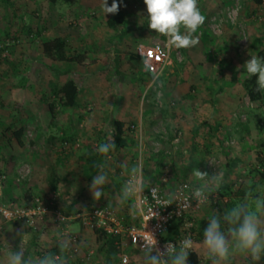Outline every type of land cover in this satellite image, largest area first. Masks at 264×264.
<instances>
[{
    "label": "rangeland",
    "instance_id": "374dc122",
    "mask_svg": "<svg viewBox=\"0 0 264 264\" xmlns=\"http://www.w3.org/2000/svg\"><path fill=\"white\" fill-rule=\"evenodd\" d=\"M102 2L0 0V134L10 124L24 127L21 144L0 137L2 156H20L16 190L33 182L29 199L51 200L62 215L108 206L123 218L118 197L128 174L121 165L142 164L146 184L167 191L202 183L193 174L197 168L221 174L220 187L244 190L236 204L249 191L264 196V180L253 171L264 157V99L251 102L243 87L245 62L264 53V43L254 42L264 39V0H198L205 16L195 33L199 44L171 50L167 37L149 29L143 0H115V14H105ZM54 37L94 51L95 62L52 63L67 75L48 70L41 43ZM116 57L127 76L115 74ZM67 79L79 87L78 106L51 116L44 101L52 85ZM111 118L124 123L128 147L99 162L108 180L96 200L89 186L101 169L90 166L97 147L110 139ZM127 159L130 164L122 161ZM218 198L217 190L207 208L213 210ZM100 246L93 239L86 245L94 252L90 264H99Z\"/></svg>",
    "mask_w": 264,
    "mask_h": 264
},
{
    "label": "clouds",
    "instance_id": "9594fccd",
    "mask_svg": "<svg viewBox=\"0 0 264 264\" xmlns=\"http://www.w3.org/2000/svg\"><path fill=\"white\" fill-rule=\"evenodd\" d=\"M143 2L146 5L145 18L149 29L167 37L166 44L169 50L191 48L199 44V37L195 33L204 24L205 16L200 11L198 0H143ZM102 10L105 14H115L119 10L118 4L113 0L111 6H108L107 0H103ZM244 68L249 78H256V91L264 92V57L251 55ZM152 76L154 80L158 79L159 72L153 71ZM115 147L114 139H109L100 144L97 151L107 156ZM96 167L101 170L93 177L89 187L94 199L99 200L108 177L103 171L102 164ZM121 167L127 172L128 179L118 200L124 202L136 197L137 203L132 206L131 214L133 218L143 216L145 211L142 196L144 189L148 187L144 180L143 166L137 164L128 169L122 164ZM193 174L202 183L192 189L190 198L178 203L182 210L191 207L193 199L197 201V205L207 203L210 195L217 191L223 182L222 175L217 172L209 175L195 168ZM155 191L156 189L152 188L153 195ZM174 200L175 197L165 202L164 206L172 204ZM57 235L58 252H48L41 257L26 256L28 234L21 229L17 233L20 240L18 247L15 250L9 249L0 264H69L67 253L72 249L70 234L65 232ZM139 238L141 241L138 245L141 253L139 264H188L190 251H195L197 247L210 264H230V258L237 254L249 258L252 264H255L264 256V196H254L249 191L243 200L226 209L222 215H211L203 229V240L199 246L185 236L180 240L178 247L172 243L160 247L154 233L145 229ZM135 242L137 243V239Z\"/></svg>",
    "mask_w": 264,
    "mask_h": 264
},
{
    "label": "built area",
    "instance_id": "2783aa9c",
    "mask_svg": "<svg viewBox=\"0 0 264 264\" xmlns=\"http://www.w3.org/2000/svg\"><path fill=\"white\" fill-rule=\"evenodd\" d=\"M167 173L168 172L165 171L162 175V181L164 182L169 179ZM3 179H5V177H3ZM127 179L128 177L126 180ZM16 180L18 181V179ZM152 188L156 189L154 195L152 194ZM191 192L192 190L189 189L188 185L185 183H178L169 191L164 190L163 187H159V185L156 184L149 185L144 189L142 196L145 215L139 217L138 224L131 225H125L117 213L108 206H98L88 211L78 212L72 216H66L62 215L56 208L50 209L47 202L39 196L33 197L28 204L16 205L14 202L4 201L1 192L0 217L4 222L21 221L26 225L28 222L27 226L31 228H35V222L37 220H46L49 215H51L52 221L58 225L64 221L74 219L77 220L81 226L89 228L92 231L100 230L108 236L118 237L120 240L125 241L126 244L139 251L140 248L138 245L141 242L139 235L145 229V231H151L154 233L160 247H163L167 243L175 244L178 247L180 240L185 236L191 238L189 233L182 236H176L172 239H163V234L170 221L175 217L187 216L200 210L202 204L197 205V201L194 199L191 200V207H188L185 210L180 208L178 203L186 198H190ZM173 197H175L174 202L164 206V203L172 200ZM213 197H215V195H213ZM20 214L23 216H18ZM65 232L70 234L72 249L67 255L69 257V264H73L74 258L78 256L80 257L79 240L77 235L61 228V234ZM136 239L137 243L135 242ZM117 248L121 250L120 263L128 264L129 254L122 250V245L118 242ZM91 255L92 252H87L86 255L81 256V263L89 264Z\"/></svg>",
    "mask_w": 264,
    "mask_h": 264
},
{
    "label": "crops",
    "instance_id": "0c3cea01",
    "mask_svg": "<svg viewBox=\"0 0 264 264\" xmlns=\"http://www.w3.org/2000/svg\"><path fill=\"white\" fill-rule=\"evenodd\" d=\"M123 34L124 33L122 31L120 35H116V37L122 38ZM116 41H119V39ZM116 60H119L118 57L115 58V61ZM117 119L122 121L119 118ZM126 146L128 147V144H126ZM112 152L107 157L110 158ZM19 158L20 156L18 155L15 156L14 154L13 155L11 154L8 157L7 156L4 157L0 153V175H1L0 192L2 191L1 193L3 194L4 201L13 202V201L20 200L22 202L20 201L19 202L22 204L23 202L26 203V201L29 200L28 199L30 197L29 193L31 192L30 189L33 185V182L29 183V188L28 186L25 189L23 188L22 190L23 192L16 190L17 184L14 183V180H15L14 167H15L16 160H19ZM134 158H135V154H134ZM93 161L94 162H92V164L94 165L97 164L95 157L93 158ZM122 161H124L126 164H130V162H128V159L122 160ZM134 162H135V159H134ZM197 163L198 161H196L195 164ZM6 175H8L9 177ZM3 177H5V179H3ZM126 178L127 177H125V179ZM144 180H145V177H144ZM149 185H154V184L148 183L147 186ZM163 187H165V185ZM102 191H106V188L102 187ZM132 201L134 205L136 203V197H134ZM206 204L207 203L202 204L200 210H198L197 212L184 216L185 218H187L186 223L184 224L183 227L180 228L178 233L176 234L172 233L171 237L175 238L176 236H182V235L189 233L191 235V238L194 244L199 246L203 238H199L198 225L200 224L201 221H208V218L214 214L213 212L214 210H212V208H207ZM129 205H130L129 201L118 203V208L120 211H123L122 213L124 214V217L121 218L118 214L117 215L119 216V218L123 221L125 225L138 224L139 217L133 218L131 214L133 205L131 206ZM46 221L52 224H55L56 228L54 229V228H51L50 226V227H41L39 230H36L34 228L27 226L25 223L21 221L4 222L0 217V262L4 260L5 255L9 249L15 250L18 247L20 240H19V236H17V233L21 229H23V231H26L28 234V243L26 245L27 251L25 253L26 256L31 255L33 257H41L48 252L54 253L53 250L57 247V240L59 238L57 234L58 233L61 234V228L62 229L65 228L70 233L77 235L78 240L82 243L81 245H79L80 257L79 256L75 257L73 264H83L81 263V256L86 255L87 252H92L91 258L93 259V253H94L93 250L86 249V245L91 244L92 239L94 242H96L97 240L99 241L100 245L102 244V241L97 239V236L94 234V231L90 230L89 228L81 226L77 220L70 219L58 225L52 221V217L51 215H49ZM193 226L196 228V231L194 232L192 231ZM117 242L122 245V250L129 254L128 264H139V259L141 256L140 251L136 248H133L132 246H129L128 244H126L125 241L120 240V238L118 237H117ZM98 248H100V250L97 249V254H100L99 256L97 255L98 256L97 261H99V264H121L120 263L121 250L117 248V252L115 251L114 255L110 257L108 256L107 248H105V246L102 247L101 245ZM190 254L191 256L188 259V264H190L189 262L191 260H194L195 258L197 259V263L195 264H210V262L202 254H200L198 247L195 251H190ZM115 256H116V261L112 259V257H115ZM101 261L102 263H100ZM89 264H90V260H89ZM230 264H252V262L250 261L249 258L243 255L237 254L230 258ZM255 264H264V256H262L258 262H255Z\"/></svg>",
    "mask_w": 264,
    "mask_h": 264
},
{
    "label": "trees",
    "instance_id": "16d2710c",
    "mask_svg": "<svg viewBox=\"0 0 264 264\" xmlns=\"http://www.w3.org/2000/svg\"><path fill=\"white\" fill-rule=\"evenodd\" d=\"M259 1V0H257ZM122 15V14H121ZM123 18V16H121ZM123 33H125V29L122 30ZM204 37L206 35L204 34ZM255 43H264V39L257 38L254 40ZM41 53L43 56V65L53 73L57 75H67L70 71L68 70H59L58 68H55L52 63H75L77 65H88L90 63L95 62L96 57H94L95 52H91L88 49H77L72 47L69 42L63 38V37H54L47 39L41 43ZM97 54V52H96ZM258 57H264V53L258 52ZM117 64L115 66V74L123 75L124 77L127 76L123 72L120 71V65L119 61H115ZM243 87L245 90V93L249 100L251 102H261L264 99V92H258L256 91V78L252 77H246L243 81ZM78 95H79V87L76 84V82L72 79H67L62 84H54L50 88V94L48 98L44 101L47 105L48 112L51 116H54V114L57 113V109L60 108H69V109H75L78 106ZM110 139H114L116 147L114 150H123L127 144V139L129 137L126 128L124 127V123L116 118L110 119ZM24 132V127L16 128L13 124H10L6 129H4L0 137L5 140L6 144H10L12 139H14L17 144L22 143V135ZM0 138V139H1ZM109 141V140H108ZM103 144V143H101ZM137 145V143H135ZM110 151L107 156L111 153ZM261 153L259 152L258 156ZM257 156V157H258ZM105 155L100 154L99 152L95 154V160L96 163L99 164V162L102 161L103 158H105ZM236 161H240L239 159H236ZM94 162V161H93ZM93 166L91 164L90 168H95L96 165ZM259 177L264 180V157L259 158V165L254 169ZM245 195V191L242 189L237 190L236 192H232V190L229 188V186L220 187L218 189V200H215L213 202V212L214 214L222 215L226 209H230L236 204V200L240 199L241 196ZM35 196H31L29 200L26 201L24 204H28L31 199ZM40 197V196H39ZM43 199L42 197H40ZM227 198L225 202H223V199ZM130 201V200H128ZM48 204V207L50 209H55L53 207V202L51 200L46 201ZM49 202V203H48ZM23 205V204H21ZM224 206V208H223ZM187 218L184 216L182 217H175L172 219L169 223V225L166 228L165 234L166 237L163 236V239H172L171 235L176 234L179 232L180 228L184 226L186 223ZM207 221H201L198 225V233L199 238H203V229L206 227ZM56 228L55 224H52L50 222H47L46 220H37L35 222V228L36 230H39L41 227H50ZM192 231H196V228L193 226ZM94 234L97 236L98 240L102 241V247L105 246L107 248L108 256L114 255L115 251L117 252V237L114 236H108L105 233L101 232L100 230H94ZM54 253L58 252L59 249L56 247L54 250ZM191 254L189 253V257ZM188 257V259H189ZM190 261V260H189ZM190 264L197 263V259L191 260L189 262Z\"/></svg>",
    "mask_w": 264,
    "mask_h": 264
}]
</instances>
